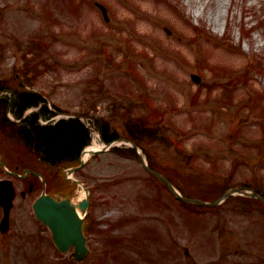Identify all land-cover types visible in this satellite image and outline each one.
<instances>
[{
    "label": "rangeland",
    "instance_id": "374dc122",
    "mask_svg": "<svg viewBox=\"0 0 264 264\" xmlns=\"http://www.w3.org/2000/svg\"><path fill=\"white\" fill-rule=\"evenodd\" d=\"M27 92L46 99L48 119L41 107L17 118L16 94ZM39 117L78 118L97 148L100 125L125 142L142 134L143 152L191 197L215 201L235 187L264 194V0H0V153L10 167L46 176L44 191L16 199L0 264H77L35 219L45 192L69 186L85 197L16 131ZM124 141L120 154L90 156L72 176L100 187L92 215L103 233L90 235L84 264H264L263 203L234 196L212 211L182 203Z\"/></svg>",
    "mask_w": 264,
    "mask_h": 264
},
{
    "label": "trees",
    "instance_id": "16d2710c",
    "mask_svg": "<svg viewBox=\"0 0 264 264\" xmlns=\"http://www.w3.org/2000/svg\"><path fill=\"white\" fill-rule=\"evenodd\" d=\"M41 102L42 98L34 92L16 94L14 101L16 116L22 118L27 108L38 106ZM25 122L26 127L15 125L16 131L21 134L27 146L51 167L62 168L78 164L81 152L91 142V131L78 118L60 121L55 125H41L38 118H31ZM5 123L9 124L7 121ZM99 130L107 143L119 138L116 133L111 132L109 125H100ZM132 139L141 142L143 135L137 136L133 132ZM193 157V154L190 155L191 160ZM153 163L151 161L152 166L159 169ZM170 179L179 186L174 178Z\"/></svg>",
    "mask_w": 264,
    "mask_h": 264
},
{
    "label": "water",
    "instance_id": "95a60500",
    "mask_svg": "<svg viewBox=\"0 0 264 264\" xmlns=\"http://www.w3.org/2000/svg\"><path fill=\"white\" fill-rule=\"evenodd\" d=\"M100 7L105 16H107L106 9L103 6ZM194 79L197 82L200 81L196 76ZM157 175L176 195L180 196L167 178L159 173ZM235 191H238V189H235ZM0 196L1 202L5 206L4 224L6 226L9 223V212L12 207V198L14 197V189L10 182L1 183ZM88 206L89 201L87 199L76 203L71 196H66L59 200L58 197L53 195H43L35 204L37 217L48 224L53 232V240L57 247L62 252H66L71 246H75L76 252L72 256L79 262H82L90 254V250L86 245L87 240L83 233L84 219L78 214V210L85 214Z\"/></svg>",
    "mask_w": 264,
    "mask_h": 264
},
{
    "label": "flooded vegetation",
    "instance_id": "af4514ba",
    "mask_svg": "<svg viewBox=\"0 0 264 264\" xmlns=\"http://www.w3.org/2000/svg\"><path fill=\"white\" fill-rule=\"evenodd\" d=\"M2 154H3V152H2ZM2 154L0 153V158L3 160ZM3 170H4V168H3V166L0 163V179L4 178V176L2 175L3 174ZM19 170H20V165H16V167L13 170L11 169L12 175L13 176H15V174L19 175V173H18ZM31 170H32V172L28 173L24 177L19 176V177H21L20 180H21L22 184L25 185V187H28V190H21L20 191V193H21V195L23 197H27L29 195V193H31L33 190L35 191L36 189L41 187V185L43 187V191L45 189V184L44 183L46 182V179H45L46 176H44V175L43 176H41V175L39 176L33 171V169H31ZM22 173H24V172H22ZM47 177H48V175H47ZM46 187L48 188V183L46 184ZM25 191H27V192H25ZM0 209L2 210L1 207H0ZM2 214H3V210H2Z\"/></svg>",
    "mask_w": 264,
    "mask_h": 264
},
{
    "label": "bare ground",
    "instance_id": "6f19581e",
    "mask_svg": "<svg viewBox=\"0 0 264 264\" xmlns=\"http://www.w3.org/2000/svg\"><path fill=\"white\" fill-rule=\"evenodd\" d=\"M97 149L96 147H92L90 150Z\"/></svg>",
    "mask_w": 264,
    "mask_h": 264
}]
</instances>
